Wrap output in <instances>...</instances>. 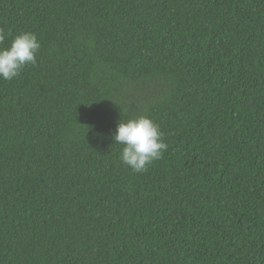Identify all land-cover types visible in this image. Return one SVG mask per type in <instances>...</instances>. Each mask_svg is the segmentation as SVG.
Segmentation results:
<instances>
[{
    "label": "trees",
    "instance_id": "1",
    "mask_svg": "<svg viewBox=\"0 0 264 264\" xmlns=\"http://www.w3.org/2000/svg\"><path fill=\"white\" fill-rule=\"evenodd\" d=\"M0 30L41 44L0 80V264H264V0H0ZM140 116L168 148L134 173Z\"/></svg>",
    "mask_w": 264,
    "mask_h": 264
},
{
    "label": "clouds",
    "instance_id": "2",
    "mask_svg": "<svg viewBox=\"0 0 264 264\" xmlns=\"http://www.w3.org/2000/svg\"><path fill=\"white\" fill-rule=\"evenodd\" d=\"M4 39L0 30V43ZM40 48L35 34L25 31L16 35L7 48H0V80L11 81L24 67L35 65ZM112 140L122 145L119 159L134 173L147 171L168 148L159 126L145 116L118 122Z\"/></svg>",
    "mask_w": 264,
    "mask_h": 264
},
{
    "label": "bare ground",
    "instance_id": "3",
    "mask_svg": "<svg viewBox=\"0 0 264 264\" xmlns=\"http://www.w3.org/2000/svg\"><path fill=\"white\" fill-rule=\"evenodd\" d=\"M246 40V39H245ZM261 41V40H260ZM165 56V55H164ZM166 59V58H165ZM184 61V60H183ZM163 62V61H162ZM164 63V62H163ZM192 63V62H191ZM177 67V66H176ZM184 69H186V67L184 68ZM192 69V68H191ZM256 104V103H255ZM257 118V117H256ZM178 176V175H177ZM168 179V178H167ZM171 180V179H170ZM165 185V184H164ZM166 186V185H165ZM165 195V194H164ZM245 197V196H244ZM248 198V197H247ZM224 213H226V212H224ZM235 227V226H234ZM243 229H245V228H243ZM231 235V234H230ZM261 252V251H260ZM120 258V257H119Z\"/></svg>",
    "mask_w": 264,
    "mask_h": 264
}]
</instances>
